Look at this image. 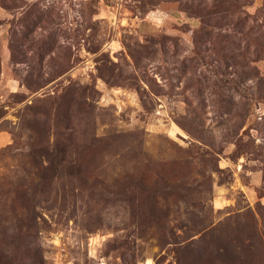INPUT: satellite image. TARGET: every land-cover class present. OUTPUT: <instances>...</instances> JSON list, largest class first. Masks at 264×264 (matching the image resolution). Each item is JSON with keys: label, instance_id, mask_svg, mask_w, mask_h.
<instances>
[{"label": "rangeland", "instance_id": "374dc122", "mask_svg": "<svg viewBox=\"0 0 264 264\" xmlns=\"http://www.w3.org/2000/svg\"><path fill=\"white\" fill-rule=\"evenodd\" d=\"M264 264V0H0V264Z\"/></svg>", "mask_w": 264, "mask_h": 264}, {"label": "bare ground", "instance_id": "6f19581e", "mask_svg": "<svg viewBox=\"0 0 264 264\" xmlns=\"http://www.w3.org/2000/svg\"><path fill=\"white\" fill-rule=\"evenodd\" d=\"M151 262H152L151 259L148 258L142 264H151Z\"/></svg>", "mask_w": 264, "mask_h": 264}]
</instances>
